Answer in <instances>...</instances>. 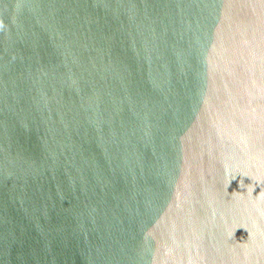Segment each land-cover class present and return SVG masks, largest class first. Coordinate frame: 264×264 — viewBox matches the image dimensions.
Listing matches in <instances>:
<instances>
[{"label": "water", "instance_id": "1", "mask_svg": "<svg viewBox=\"0 0 264 264\" xmlns=\"http://www.w3.org/2000/svg\"><path fill=\"white\" fill-rule=\"evenodd\" d=\"M0 264H264V0H0Z\"/></svg>", "mask_w": 264, "mask_h": 264}]
</instances>
